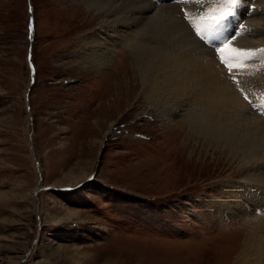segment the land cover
<instances>
[{
  "label": "rangeland",
  "instance_id": "1",
  "mask_svg": "<svg viewBox=\"0 0 264 264\" xmlns=\"http://www.w3.org/2000/svg\"><path fill=\"white\" fill-rule=\"evenodd\" d=\"M72 2L0 0V264H234L257 216L215 201L248 168L191 137L180 116L165 125L116 106L113 80L121 106L133 81L129 52L116 47L113 76L95 78L78 43L96 33L95 14Z\"/></svg>",
  "mask_w": 264,
  "mask_h": 264
},
{
  "label": "bare ground",
  "instance_id": "2",
  "mask_svg": "<svg viewBox=\"0 0 264 264\" xmlns=\"http://www.w3.org/2000/svg\"><path fill=\"white\" fill-rule=\"evenodd\" d=\"M71 1L95 14L96 33L88 32L78 40L84 49L80 59L95 69V78L106 82L112 75L108 73L115 65L109 62V56L116 47L129 52L128 74L132 73L134 82L128 83L131 86L124 92L127 103L123 101L121 106L118 97L123 95V84L119 77L113 80L112 98L116 106H125L128 113L135 107L136 117L150 115L165 125L177 124L174 117L180 116L191 137L218 151L223 148L221 155L227 152L235 158L234 162L241 158L239 163L245 166L242 170L248 168L243 182L218 186L224 198L215 203L228 216H257L249 224V230L240 235L234 264H264V215L257 213L264 211V123L259 116L264 115V110L252 116L248 114L249 103L233 76L228 75L212 52L179 20L176 6L155 5L149 0ZM206 7L197 11L189 4L185 8L193 16L192 13L205 11ZM245 15L244 28L229 47L264 48V0H256L254 9ZM262 60L264 54L256 53L252 60L244 62L245 67L238 65L234 73L244 94L259 106L262 101L264 104ZM119 108L118 113L122 112ZM113 126L110 123V128Z\"/></svg>",
  "mask_w": 264,
  "mask_h": 264
},
{
  "label": "snow or ice",
  "instance_id": "3",
  "mask_svg": "<svg viewBox=\"0 0 264 264\" xmlns=\"http://www.w3.org/2000/svg\"><path fill=\"white\" fill-rule=\"evenodd\" d=\"M127 3L129 0H123ZM169 2H174L182 6L194 3L198 7L204 8L207 5V10L192 13L196 20H189V24L192 26L195 35L199 37L201 41L209 42L212 54L217 58V61L224 69L227 70L229 76H233V80L237 85L238 90L243 94L245 101L249 105L255 107V103L250 99L247 94H244L243 88L240 87V82L235 80L234 73L238 70V65L240 67H245L244 62L250 61L256 55V53L264 54V48L254 49V50H244L235 47H229V45L234 41L240 32H235L232 36L226 37L224 39H219L217 33L226 25L227 21L234 15L238 6L243 2V0H169ZM155 3V0H154ZM182 10H184L182 8ZM31 11V9H30ZM185 19H188L189 12H184ZM241 29L243 25L239 26ZM28 38L32 39V24L29 22L28 27ZM232 53L231 56L225 57L222 55L225 51ZM264 63V60L261 61ZM261 110H264V104L260 106ZM91 179V178H90ZM258 214L264 215V211Z\"/></svg>",
  "mask_w": 264,
  "mask_h": 264
},
{
  "label": "water",
  "instance_id": "4",
  "mask_svg": "<svg viewBox=\"0 0 264 264\" xmlns=\"http://www.w3.org/2000/svg\"><path fill=\"white\" fill-rule=\"evenodd\" d=\"M30 9H31V11H30ZM29 12L32 14V8L31 7L29 8ZM30 21H32V18H30ZM29 57H30V54L28 55V59H29ZM32 71H33V69H32ZM31 84H32V82H31Z\"/></svg>",
  "mask_w": 264,
  "mask_h": 264
}]
</instances>
